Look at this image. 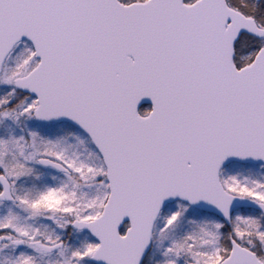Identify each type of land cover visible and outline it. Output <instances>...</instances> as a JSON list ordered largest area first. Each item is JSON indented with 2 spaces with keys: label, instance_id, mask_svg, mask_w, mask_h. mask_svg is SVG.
<instances>
[{
  "label": "water",
  "instance_id": "1",
  "mask_svg": "<svg viewBox=\"0 0 264 264\" xmlns=\"http://www.w3.org/2000/svg\"><path fill=\"white\" fill-rule=\"evenodd\" d=\"M243 35L264 39V29L226 0H0V74L30 41L41 63L15 84L38 98L36 119L84 131L107 168L102 215L72 224L99 242L94 264H144L161 213L177 201L228 224L240 208L264 213L220 182L233 162L264 164V49L239 70ZM0 186V201L12 203L4 176ZM222 264L263 263L233 241Z\"/></svg>",
  "mask_w": 264,
  "mask_h": 264
},
{
  "label": "rangeland",
  "instance_id": "2",
  "mask_svg": "<svg viewBox=\"0 0 264 264\" xmlns=\"http://www.w3.org/2000/svg\"><path fill=\"white\" fill-rule=\"evenodd\" d=\"M256 47L263 48L264 41ZM239 48L240 62L251 61L259 50L245 43ZM38 63L32 45L24 42L0 75V174L12 184L15 198L13 204L0 203V264H93L98 242L74 230L72 223L91 222L102 214L109 197L106 168L84 133L36 122L37 99L21 93L14 81ZM41 158L64 165L71 174L41 168ZM221 182L228 193L264 204L263 166L232 164ZM230 237L264 263V215L240 210L226 226L215 216L176 203L158 220L145 264H220L230 254Z\"/></svg>",
  "mask_w": 264,
  "mask_h": 264
},
{
  "label": "trees",
  "instance_id": "3",
  "mask_svg": "<svg viewBox=\"0 0 264 264\" xmlns=\"http://www.w3.org/2000/svg\"><path fill=\"white\" fill-rule=\"evenodd\" d=\"M254 2L256 3H252L246 0H231V4L233 7L240 10L247 16H251L258 19L261 25L264 27V0H254ZM255 42L256 41L254 39L245 37L240 44L241 46L244 43L250 46L254 45V48L252 49H257ZM147 112H148V108H144L143 113H147Z\"/></svg>",
  "mask_w": 264,
  "mask_h": 264
}]
</instances>
